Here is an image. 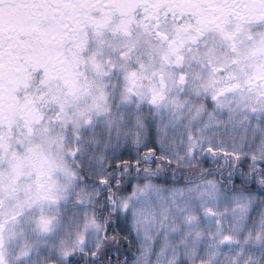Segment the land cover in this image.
Masks as SVG:
<instances>
[{"label": "snow or ice", "instance_id": "obj_1", "mask_svg": "<svg viewBox=\"0 0 264 264\" xmlns=\"http://www.w3.org/2000/svg\"><path fill=\"white\" fill-rule=\"evenodd\" d=\"M0 264H264V0H0Z\"/></svg>", "mask_w": 264, "mask_h": 264}]
</instances>
